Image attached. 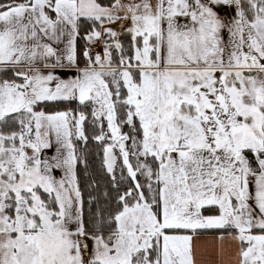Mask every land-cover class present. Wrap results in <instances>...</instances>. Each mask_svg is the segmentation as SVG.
Instances as JSON below:
<instances>
[{
    "label": "snow or ice",
    "instance_id": "snow-or-ice-1",
    "mask_svg": "<svg viewBox=\"0 0 264 264\" xmlns=\"http://www.w3.org/2000/svg\"><path fill=\"white\" fill-rule=\"evenodd\" d=\"M0 264H264V0H0Z\"/></svg>",
    "mask_w": 264,
    "mask_h": 264
}]
</instances>
